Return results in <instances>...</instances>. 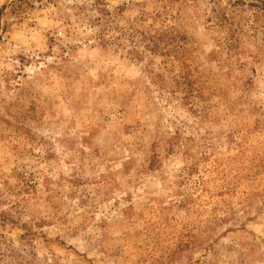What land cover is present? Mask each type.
Listing matches in <instances>:
<instances>
[{
    "label": "rangeland",
    "instance_id": "obj_1",
    "mask_svg": "<svg viewBox=\"0 0 264 264\" xmlns=\"http://www.w3.org/2000/svg\"><path fill=\"white\" fill-rule=\"evenodd\" d=\"M263 0H0V264H264Z\"/></svg>",
    "mask_w": 264,
    "mask_h": 264
},
{
    "label": "trees",
    "instance_id": "obj_2",
    "mask_svg": "<svg viewBox=\"0 0 264 264\" xmlns=\"http://www.w3.org/2000/svg\"><path fill=\"white\" fill-rule=\"evenodd\" d=\"M262 2H264V0Z\"/></svg>",
    "mask_w": 264,
    "mask_h": 264
}]
</instances>
